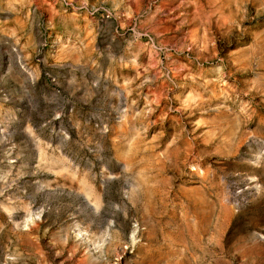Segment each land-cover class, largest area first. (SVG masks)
Returning <instances> with one entry per match:
<instances>
[{
  "label": "rangeland",
  "instance_id": "obj_1",
  "mask_svg": "<svg viewBox=\"0 0 264 264\" xmlns=\"http://www.w3.org/2000/svg\"><path fill=\"white\" fill-rule=\"evenodd\" d=\"M0 264H264V0H0Z\"/></svg>",
  "mask_w": 264,
  "mask_h": 264
},
{
  "label": "bare ground",
  "instance_id": "obj_2",
  "mask_svg": "<svg viewBox=\"0 0 264 264\" xmlns=\"http://www.w3.org/2000/svg\"><path fill=\"white\" fill-rule=\"evenodd\" d=\"M54 46V45H53Z\"/></svg>",
  "mask_w": 264,
  "mask_h": 264
}]
</instances>
